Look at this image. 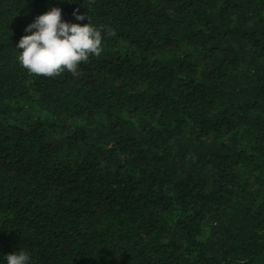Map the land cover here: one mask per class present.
I'll use <instances>...</instances> for the list:
<instances>
[{"label": "trees", "instance_id": "trees-1", "mask_svg": "<svg viewBox=\"0 0 264 264\" xmlns=\"http://www.w3.org/2000/svg\"><path fill=\"white\" fill-rule=\"evenodd\" d=\"M52 7L102 31L79 76L17 60ZM21 250L264 264V0H0V264Z\"/></svg>", "mask_w": 264, "mask_h": 264}, {"label": "clouds", "instance_id": "clouds-1", "mask_svg": "<svg viewBox=\"0 0 264 264\" xmlns=\"http://www.w3.org/2000/svg\"><path fill=\"white\" fill-rule=\"evenodd\" d=\"M76 20L85 24L69 23L62 20L59 7L37 15L29 23L15 48L20 50L17 60L20 66L31 75L56 77L65 71L73 76L81 73L78 67L87 63L90 56L99 58L102 54V31L89 22V16L74 9ZM106 34L115 36V30L108 28ZM30 254L19 251L7 254V264H29Z\"/></svg>", "mask_w": 264, "mask_h": 264}]
</instances>
